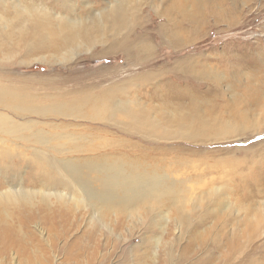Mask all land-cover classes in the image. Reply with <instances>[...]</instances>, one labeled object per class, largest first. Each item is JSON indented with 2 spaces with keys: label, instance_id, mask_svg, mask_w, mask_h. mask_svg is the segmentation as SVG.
Masks as SVG:
<instances>
[{
  "label": "rangeland",
  "instance_id": "1",
  "mask_svg": "<svg viewBox=\"0 0 264 264\" xmlns=\"http://www.w3.org/2000/svg\"><path fill=\"white\" fill-rule=\"evenodd\" d=\"M88 1L0 0V192L80 193L72 167L87 184L103 171L160 176L171 200L141 215L117 213V199L94 210L101 220L59 204L0 212V264H264V0H200L171 20L155 0L129 25ZM91 97L123 111L53 109Z\"/></svg>",
  "mask_w": 264,
  "mask_h": 264
},
{
  "label": "bare ground",
  "instance_id": "2",
  "mask_svg": "<svg viewBox=\"0 0 264 264\" xmlns=\"http://www.w3.org/2000/svg\"><path fill=\"white\" fill-rule=\"evenodd\" d=\"M202 1H200V0H160L159 2L161 3L162 6L159 9V11L157 10V13L159 12L157 15H159V16L161 15L164 18L171 20L173 18L171 17V13L169 11H171L173 9L182 8V7H184V8L185 7L198 8L201 6L200 2H202ZM86 2L88 3L89 1L86 0ZM164 2L166 4L165 6H163V4H162ZM190 4L192 6H190ZM204 4H205V2H204ZM144 5H148V7L149 6L155 7V9H157V7L155 5V0H104V2L101 3V7H102L101 9L108 12L106 16L108 17L110 22L117 24V25H129L131 23L132 24H135V23L138 24V23H141L144 21L143 18H141V16L138 15L137 13H135V15H132V16H129L127 13L130 10H134V11L138 12L139 10H141L142 6H144ZM43 8H45V6ZM148 9H150V8H148ZM23 11L27 13V16H30L26 7L23 8ZM44 15H47V14H44ZM53 17H56V19H58L59 22H61V20H62V17L59 14H53L52 18ZM181 17L184 20H187V19L193 20L194 19L193 15H191V16L183 15ZM53 20L55 22L54 18H53ZM63 23H66V21H64ZM104 23H105V20L97 19V20H94L91 22V27L98 30L101 27H103ZM39 25L40 26H43V25L46 26L47 23L40 22V23H36L34 26L38 27ZM41 32L42 31L40 30L39 33H41ZM47 32H48V30H46V32L43 35H46ZM42 38H44V37H42ZM49 42H51V40ZM53 44L55 45L54 42L51 45H53ZM117 45L118 46H121V45L125 46L122 42L117 43ZM135 47H136V50L138 51V53L144 51L146 48V46H135ZM147 48H148V46H147ZM141 49H144V50H141ZM63 58H65V57H63ZM97 97H99V96H97ZM97 97H91L88 99H82L78 102H73V104H74L73 108L71 107V105L67 106V103H63L62 105L60 104L61 106L58 105V106L53 107V109H55L56 111H63L66 113L68 112V113H72L73 115L79 116L78 115L79 113L81 114L84 111L88 112V111H86V109H84L87 107L89 112L85 115V117H88V118H99L100 114H102V113H105L107 115V117L108 116L111 117V115L113 114L114 111H121V112L123 111V108H122L123 106L120 107L118 105V103L115 102L112 104V106H109L108 103H105V100H101V99L98 100L99 98H97ZM122 105H123V103H122ZM123 113L127 116H131L132 112H128L126 110ZM132 120L135 122L134 124L136 125L137 121L135 119H132ZM139 124H140V122H139ZM136 126H134V127H136ZM147 126L149 128H151L149 125H147ZM1 128L4 131L6 130L7 132L12 130L11 126H3ZM151 129H153V128H151ZM102 169H104V168H102ZM129 169H131V168H129ZM137 170L139 171V168ZM82 175H85L84 177H86V174H81L80 179H82L81 178ZM98 175H96L90 179L91 182H93V181L98 182V183H96L97 185L96 184L93 185V184H91V182H90V184H91L90 185V184L84 183V182H82V180L78 179L79 175H77L75 170L71 167V176H73V177L66 175L69 180L66 178L65 179L71 184V187H72V184H74L75 187L78 188L80 193L76 192L70 196H67L68 193H70V190L67 187L63 188L62 190L56 189V187L50 188V187L46 186L45 182H42V184H43V187L45 186L46 188H44L45 190H41V191L29 190V189L25 188V186H23L22 183L19 184L18 187H15L13 185L8 186V188L6 189L5 192H0V212L4 216L5 215L7 216L8 212L10 210L15 209V208L18 209V208H21L23 206L32 208L36 204L41 203L44 206H46L47 208H49L52 205L57 206L59 204V205H62L66 208L85 207V208L92 209V212H93L92 218L101 220L99 217L103 216V214H100V216L98 217V216H96L94 210L97 211L98 207L100 205H106L105 206L106 209L100 210V212L99 211L98 212L102 213V212L110 211L111 208L114 206V204H116L114 202L117 199H120V203H121L119 208L117 209V213L127 212L130 214V213L134 212L136 214H141V215L152 210V208L156 204L169 202L171 200V198H170L171 190L169 189V191H168V189H164V187L162 186L164 183V179L161 178L160 176L157 177L154 175L130 174V173L121 174L119 171H116L112 174L107 173L106 171H103V172H101V174H98ZM88 177H90V176H88ZM72 179H78V180H77V182L73 183ZM175 190H177V189H175ZM190 190H192V189H190ZM193 190H195V189L193 188ZM191 194H192V192H191ZM204 195H209V193L203 191V196ZM262 195H264V194H262ZM164 199H167V200H164ZM189 200L190 201H194V200L200 201L201 196H199L197 194H193V196L190 195ZM105 201L107 202V204L105 203ZM173 201L174 202L172 203V206L174 207V209L178 210L179 212L183 211V209L185 207L184 196L178 195L177 198L174 199ZM151 202H154V203H151ZM263 207H264V204L263 205L261 204L260 211L263 212L261 214V216H264V208ZM191 210L192 209H190V211ZM258 217L260 218V215ZM263 221H264V219H263ZM215 235H213V236H215ZM207 238L209 239V237H207ZM208 239H207V241H208ZM237 239L240 242L246 243V240L249 239V237L247 235H241ZM214 242H215V240H214ZM240 247L241 246H237L236 249L233 248V251H234L233 253H232V249H230L228 252H226L224 254L229 255V256L233 255L237 250L240 249ZM217 259H219V258L217 257ZM145 264H148V263H145Z\"/></svg>",
  "mask_w": 264,
  "mask_h": 264
}]
</instances>
